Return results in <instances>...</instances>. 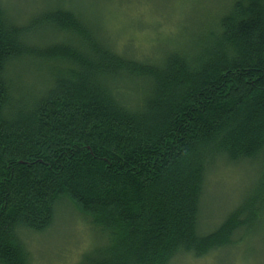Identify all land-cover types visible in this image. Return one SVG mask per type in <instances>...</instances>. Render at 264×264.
Masks as SVG:
<instances>
[{
	"label": "trees",
	"instance_id": "16d2710c",
	"mask_svg": "<svg viewBox=\"0 0 264 264\" xmlns=\"http://www.w3.org/2000/svg\"><path fill=\"white\" fill-rule=\"evenodd\" d=\"M54 1L0 2V264L31 263L63 200L101 241L72 264L198 260L264 226V0H212L151 56ZM236 166L254 180L202 231L211 171Z\"/></svg>",
	"mask_w": 264,
	"mask_h": 264
},
{
	"label": "rangeland",
	"instance_id": "374dc122",
	"mask_svg": "<svg viewBox=\"0 0 264 264\" xmlns=\"http://www.w3.org/2000/svg\"><path fill=\"white\" fill-rule=\"evenodd\" d=\"M203 1L71 0L66 3H69V8L90 21L99 20L101 31L114 40L117 51L122 50L123 46H129L130 53L136 49L140 50L141 55L151 56L156 48L151 43V35L165 36L169 33L170 36L180 24L178 29H191L189 21L201 18L203 11L212 12L218 8L212 5V0ZM0 2L11 18L26 19L25 21L47 8L50 3L55 4L54 0ZM211 172L201 211L204 232L213 229L219 219L240 201L256 174L246 166H236L226 173L217 167ZM59 207L55 206L54 222L47 231L26 238L30 264H72L83 251L101 244L100 238L97 239L96 234L94 236L96 229L93 231L89 220L81 216L67 200H63ZM263 228L262 225H256L253 230L246 231L243 241L233 247L221 249L214 256L198 260L185 259L177 264H264Z\"/></svg>",
	"mask_w": 264,
	"mask_h": 264
}]
</instances>
